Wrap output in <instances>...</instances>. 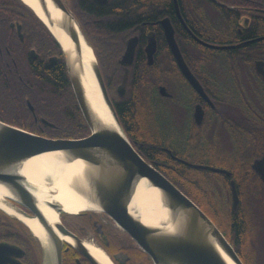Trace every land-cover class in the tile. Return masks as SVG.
I'll list each match as a JSON object with an SVG mask.
<instances>
[{"label":"flooded vegetation","instance_id":"af4514ba","mask_svg":"<svg viewBox=\"0 0 264 264\" xmlns=\"http://www.w3.org/2000/svg\"><path fill=\"white\" fill-rule=\"evenodd\" d=\"M73 1L82 28L83 12L100 13L103 6L106 11L109 7H119L125 0ZM169 1V9H165L168 14L140 22L122 39L123 47L117 56L121 69L119 82H115L114 75L107 74L98 62L114 109L122 121L127 107L122 101L129 94V82L136 74V61L144 58L149 66L157 61L158 83L153 107L160 117L166 118L158 132L169 136L172 147L188 157L184 160L229 171L230 175L222 174L228 178L229 187L230 181L234 180L237 207L239 184L242 189L253 188L258 198H264V178L255 167L257 160L264 159V126L256 127L262 139L249 147L250 142L241 131H248L246 126L250 119H243L240 111L242 105L248 108L250 104H264V75L259 72L264 70V0H176L177 6L174 0ZM64 3L69 9L70 3L67 0ZM3 8L10 9L0 0V120L10 124L36 125L40 133H35L52 138L87 135L89 132L80 136H50L48 129L56 130L64 122L65 114H75L86 125L78 104L76 109L66 104V111L65 107L61 111V108L55 110L50 105L64 104L65 92L74 96L63 53L54 37L37 22L22 23L13 10ZM164 17L170 20L181 55L201 92L177 64L160 23ZM92 21L101 22L103 19L94 17ZM134 36L137 42L133 62L121 64L127 42ZM152 39L155 40V50L149 64L145 48ZM205 43L226 47L216 48ZM168 59L172 60V67L166 72L161 70L160 61ZM52 73L59 75L64 87L49 80L48 75ZM161 86L164 91L160 90ZM124 128L127 133L128 128ZM141 134L127 133L136 149L139 144L136 137ZM161 148L166 152L169 149L175 155L171 148ZM229 192L232 204L231 188ZM4 201L16 211L8 213L0 208V264H44L46 247L25 222L36 216L27 206L28 202L34 201L21 195L15 198L5 196ZM257 201L251 199L247 205L256 207L252 213V229L260 234V231L264 232V205L261 201L257 205ZM206 203L210 204L207 194ZM30 205L40 209L37 200ZM242 213L246 214L245 211ZM58 220L76 237V242L69 235L70 240L64 238L66 235L62 237V264H93L86 243L101 249L111 264H153L132 237L101 211L62 213ZM49 225L55 233L59 232L56 225ZM259 244L256 241V246Z\"/></svg>","mask_w":264,"mask_h":264},{"label":"water","instance_id":"95a60500","mask_svg":"<svg viewBox=\"0 0 264 264\" xmlns=\"http://www.w3.org/2000/svg\"><path fill=\"white\" fill-rule=\"evenodd\" d=\"M35 2L41 16L37 14L36 9L24 3L33 10L59 44L76 102L89 133L78 138H52L0 120V185L8 190L7 196L15 198L16 195H21L35 202L34 194L18 169L31 157L41 154L60 155L67 163L78 168L86 189H79L80 192L88 193L98 205L97 210L107 214L126 231L150 257L153 264H244L233 244L209 215L133 146L108 96L95 54L91 71L112 120L101 114L95 103L90 101L84 85L81 41L90 46L92 51L93 48L87 42L80 23L64 0ZM174 5L177 6L176 0ZM160 23L164 27L166 40L179 68L201 92L200 85L181 55L169 18H162ZM52 27L58 36L53 34ZM193 36L196 37L194 34ZM136 42V36L128 40L120 59L121 64L129 65L133 62ZM205 44L216 48L226 47ZM145 50L147 62L151 64L155 50L154 39L148 41ZM259 72L264 75L263 69ZM160 90L164 91L165 88L161 86ZM167 151L173 158L186 165L230 175L226 169L190 163L176 157L169 149ZM263 160V158L257 160L258 165L255 167L264 178ZM140 181H144L145 185L154 189L157 194L159 218L156 224L142 220L137 207L133 204L135 190ZM230 188L231 206L236 209L238 195L234 180L230 181ZM4 202L14 212L16 211L10 203ZM34 202L27 204L36 214L32 219L41 225L50 241V252L45 251L44 264H62V237L69 235L75 242L76 237L59 220L56 224L59 232L55 233L42 211L31 207L30 204ZM90 258L93 264H100L91 253Z\"/></svg>","mask_w":264,"mask_h":264},{"label":"trees","instance_id":"16d2710c","mask_svg":"<svg viewBox=\"0 0 264 264\" xmlns=\"http://www.w3.org/2000/svg\"><path fill=\"white\" fill-rule=\"evenodd\" d=\"M73 3L74 1H71L69 9L76 16V9ZM1 4L10 7L22 23L29 21L37 22L41 28L47 30L49 35H51L33 10L22 0H1ZM169 4V0H125L119 4V7L113 9L109 7L106 11H104L106 6H103L101 8L103 12L100 13H82L83 19L81 20L84 22L82 26L84 36L92 46L96 59L107 74L114 75L115 82H119L120 79L119 73L121 69L117 62V56L123 47L122 39L128 35L126 33L131 32V29L142 21L152 20L155 16L160 17L168 14L165 9H169ZM10 9L6 8L4 10L10 11ZM93 16L95 18H102L103 21L94 22L92 21L94 19ZM171 67L172 60L160 61L161 70L167 72ZM158 69L157 61L150 66L146 64L144 58L136 61V74L131 79V82H129V94L122 101V104H127V107H125L124 119L121 123L123 127L128 128L127 133L129 135L142 133L141 136L136 137L139 142L137 148L139 153L203 209L233 244L244 264H250L245 250L254 247L256 234L252 229V220L250 222L244 213H242L241 206L238 205L236 209L232 208L228 199L230 193L228 178L222 173L193 169L183 162L174 159L161 147L166 146L171 148L173 153L182 159H187L188 157L177 151V149H174L169 140L159 135L156 127L153 129L148 121V126L153 129L151 132L141 128L142 126L137 122L135 106L138 102L144 105V112L147 117L155 110L153 105L156 85L158 83L156 78ZM48 78L54 84L63 85L64 87L62 79L56 73L48 75ZM113 94L116 95L114 87ZM66 104H71L72 108L76 109L77 103L72 93L68 96L67 92H65L64 104L50 105L55 110L61 108V111L65 107L66 111ZM73 104L75 105L73 106ZM240 111L243 119H250L248 121L249 124L246 126L248 131L242 130L241 132L245 135L248 142H250L249 147H252L256 140L262 139V135L256 127L261 128L264 126V104H250L248 108H244L242 105L240 106ZM65 115L64 122L60 123L56 130L48 129L50 136H80L89 132L87 125H85L81 118L78 119V116L73 113ZM78 120H80V123ZM12 124L30 131L39 132L36 125ZM233 176L236 178L235 173H233ZM238 190L242 201L243 190L240 184ZM206 194L210 196V204L206 203ZM215 197L222 198L218 200L220 204L213 200ZM249 210L251 211V207Z\"/></svg>","mask_w":264,"mask_h":264},{"label":"bare ground","instance_id":"6f19581e","mask_svg":"<svg viewBox=\"0 0 264 264\" xmlns=\"http://www.w3.org/2000/svg\"><path fill=\"white\" fill-rule=\"evenodd\" d=\"M23 1L36 9L38 15H42L35 0ZM51 30L54 35L58 36L53 27ZM81 42L84 60V85L88 97L93 104L95 103L94 105L101 114L112 120L102 101L100 91L91 71L94 53L91 47L83 40ZM18 172L34 194L40 210L53 225L58 224V217L62 213L77 214L84 210H97L98 208V205L90 198L88 193L80 192L81 189H86L82 184V177L78 168L67 163L60 155L41 154L31 157L22 163ZM8 194V190L0 185V208L8 213H15L4 202V197ZM156 201L157 194L155 190L147 187L144 181H140L135 190L133 204L137 207L142 220L147 223L156 224L159 218ZM25 222L35 235L42 240L46 250L50 252V241L41 225L35 220H25ZM64 238L68 239L67 236ZM86 246L100 264H111L107 255L97 246L88 243H86Z\"/></svg>","mask_w":264,"mask_h":264},{"label":"rangeland","instance_id":"374dc122","mask_svg":"<svg viewBox=\"0 0 264 264\" xmlns=\"http://www.w3.org/2000/svg\"><path fill=\"white\" fill-rule=\"evenodd\" d=\"M71 1H73V0H67L68 4L71 3ZM77 20H78V18H77ZM78 22L80 23L79 20H78ZM141 104L142 103H139L138 102L136 104V106H135V112H136V116H137V122H138L139 125L142 126L141 128L146 129V130H149L151 132L155 127H156V130H159V126L160 127H163L164 126V122H166V120H165L166 118L164 119V118L160 117L159 113L156 110H154L153 112H151L150 113L151 115L147 117V115H145L146 113L144 112V105L143 104L141 105ZM147 121L149 122V124L152 126L153 129L148 126V122ZM166 127H167L166 129L168 130L169 129V126L166 125ZM158 134L161 135V136H163V137H165V138H167L169 140L170 144H172V142L170 141L169 136L162 135L161 134V131L158 132ZM207 186H208V184H207ZM242 190H243L242 191L243 192V196H242V201H241V199L239 201V206H241V211L242 212L245 211L246 218H248V220L251 222V220L253 218L252 217V215H253L252 213H255L256 207L254 208L253 205H247L248 204L247 202H249L251 199H255V200H258L257 201V205L260 204L259 201L263 202V205H264V198H258V196H257L258 194L257 195L254 194L255 190L253 188H251V189H242ZM251 195L253 197L250 198V199H247V197L248 196L250 197ZM221 199H222L221 197H215V198H213V200L215 202H217L218 204H220L218 202V200H221ZM228 199H229V202L231 204L230 196H228ZM250 207H251V211L249 210ZM248 211H249V213H248ZM255 233H256V241L258 243H260V244L258 246H256V243H255L254 247H252L250 249H246L245 250L246 251V256L250 260V264H264V232L263 231H260V234H258L257 232H255ZM261 240H263V241H261Z\"/></svg>","mask_w":264,"mask_h":264}]
</instances>
